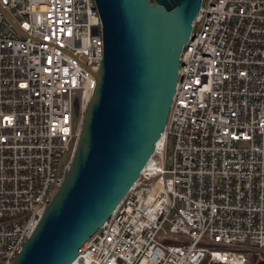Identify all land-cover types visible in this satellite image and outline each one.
Here are the masks:
<instances>
[{"label": "built area", "instance_id": "1", "mask_svg": "<svg viewBox=\"0 0 264 264\" xmlns=\"http://www.w3.org/2000/svg\"><path fill=\"white\" fill-rule=\"evenodd\" d=\"M192 29L160 148L72 264H264V0H202ZM102 55L94 0H0V264L62 183Z\"/></svg>", "mask_w": 264, "mask_h": 264}, {"label": "water", "instance_id": "2", "mask_svg": "<svg viewBox=\"0 0 264 264\" xmlns=\"http://www.w3.org/2000/svg\"><path fill=\"white\" fill-rule=\"evenodd\" d=\"M154 1L94 0L103 41L95 87L62 183L12 264H72L153 154L202 3Z\"/></svg>", "mask_w": 264, "mask_h": 264}, {"label": "rangeland", "instance_id": "3", "mask_svg": "<svg viewBox=\"0 0 264 264\" xmlns=\"http://www.w3.org/2000/svg\"><path fill=\"white\" fill-rule=\"evenodd\" d=\"M74 100H77V95L74 97ZM68 158H69V152L65 153V154L62 156V160L65 161V162H66L67 160H69Z\"/></svg>", "mask_w": 264, "mask_h": 264}, {"label": "bare ground", "instance_id": "4", "mask_svg": "<svg viewBox=\"0 0 264 264\" xmlns=\"http://www.w3.org/2000/svg\"><path fill=\"white\" fill-rule=\"evenodd\" d=\"M162 143V138L156 142L157 148H160V145ZM149 166V163L147 164Z\"/></svg>", "mask_w": 264, "mask_h": 264}, {"label": "trees", "instance_id": "5", "mask_svg": "<svg viewBox=\"0 0 264 264\" xmlns=\"http://www.w3.org/2000/svg\"><path fill=\"white\" fill-rule=\"evenodd\" d=\"M249 259H250V261H252V256L251 255L249 256Z\"/></svg>", "mask_w": 264, "mask_h": 264}]
</instances>
